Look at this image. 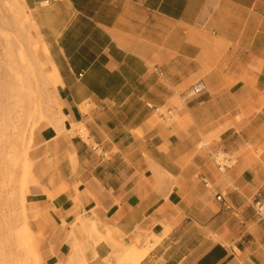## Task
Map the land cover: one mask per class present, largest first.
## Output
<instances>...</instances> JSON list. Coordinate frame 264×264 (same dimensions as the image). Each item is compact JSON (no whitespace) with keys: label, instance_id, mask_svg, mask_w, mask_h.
<instances>
[{"label":"crops","instance_id":"crops-1","mask_svg":"<svg viewBox=\"0 0 264 264\" xmlns=\"http://www.w3.org/2000/svg\"><path fill=\"white\" fill-rule=\"evenodd\" d=\"M24 2L65 117L38 264H264V0Z\"/></svg>","mask_w":264,"mask_h":264},{"label":"rangeland","instance_id":"rangeland-1","mask_svg":"<svg viewBox=\"0 0 264 264\" xmlns=\"http://www.w3.org/2000/svg\"><path fill=\"white\" fill-rule=\"evenodd\" d=\"M54 68L24 0H0V264H38L39 243L52 228L34 199L58 167L45 134L65 131ZM160 116L179 120L166 109ZM126 255L122 264H137Z\"/></svg>","mask_w":264,"mask_h":264},{"label":"built area","instance_id":"built-area-1","mask_svg":"<svg viewBox=\"0 0 264 264\" xmlns=\"http://www.w3.org/2000/svg\"><path fill=\"white\" fill-rule=\"evenodd\" d=\"M205 90V86L203 83L199 82L196 84V86L193 89L194 94L201 93ZM217 200L220 202H223L225 204V207L230 209V206L225 203V198L223 195L217 196ZM255 210L260 218V220H264V202L258 201L255 203Z\"/></svg>","mask_w":264,"mask_h":264},{"label":"bare ground","instance_id":"bare-ground-1","mask_svg":"<svg viewBox=\"0 0 264 264\" xmlns=\"http://www.w3.org/2000/svg\"><path fill=\"white\" fill-rule=\"evenodd\" d=\"M1 121H3V120H1ZM3 123V122H2Z\"/></svg>","mask_w":264,"mask_h":264}]
</instances>
